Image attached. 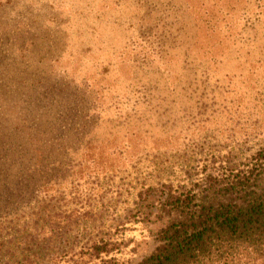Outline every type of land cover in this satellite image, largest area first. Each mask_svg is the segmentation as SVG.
Here are the masks:
<instances>
[{
	"label": "rangeland",
	"instance_id": "rangeland-1",
	"mask_svg": "<svg viewBox=\"0 0 264 264\" xmlns=\"http://www.w3.org/2000/svg\"><path fill=\"white\" fill-rule=\"evenodd\" d=\"M262 146L264 0H0V264L134 262L146 188Z\"/></svg>",
	"mask_w": 264,
	"mask_h": 264
},
{
	"label": "trees",
	"instance_id": "trees-1",
	"mask_svg": "<svg viewBox=\"0 0 264 264\" xmlns=\"http://www.w3.org/2000/svg\"><path fill=\"white\" fill-rule=\"evenodd\" d=\"M208 161V162H207ZM205 160L187 184L144 190L153 246L134 262L101 264H264V146L236 163ZM95 240L86 254L107 255Z\"/></svg>",
	"mask_w": 264,
	"mask_h": 264
}]
</instances>
